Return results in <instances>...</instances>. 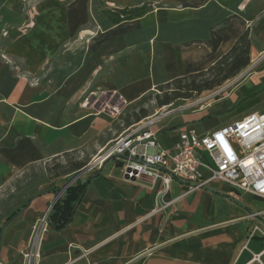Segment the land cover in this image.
<instances>
[{
  "label": "crops",
  "instance_id": "crops-1",
  "mask_svg": "<svg viewBox=\"0 0 264 264\" xmlns=\"http://www.w3.org/2000/svg\"><path fill=\"white\" fill-rule=\"evenodd\" d=\"M33 5L34 11H25L20 0H0V190L16 173L87 147L98 152L110 142L111 121L86 106L89 97L114 93L136 103L157 86L206 70L247 28L250 60L264 54V32L253 31L264 0ZM31 22L26 32L18 31ZM260 105L264 58L226 95L206 104L204 120V114L166 112L151 131L168 151L179 131L204 135L250 114L264 115ZM117 163L110 159L63 176L77 186L98 172L70 224L61 231L46 227L36 264H264V237L253 234L264 231L263 199L220 183L184 194L188 185L179 180L158 199L159 180L126 181ZM48 189L9 222L17 210L0 216L1 264H23L32 228L54 201Z\"/></svg>",
  "mask_w": 264,
  "mask_h": 264
},
{
  "label": "built area",
  "instance_id": "built-area-1",
  "mask_svg": "<svg viewBox=\"0 0 264 264\" xmlns=\"http://www.w3.org/2000/svg\"><path fill=\"white\" fill-rule=\"evenodd\" d=\"M109 95L117 98V104L111 107L112 115H119L120 104H124V101L114 93ZM85 101L87 104V99ZM156 120L157 116L154 115L127 128L111 145L99 150L96 158L84 169L93 170L105 161L114 159L120 163L123 178L127 176V179L124 178L126 181L131 178H147L151 182L159 180L162 189L157 195L158 199L167 192L173 180H179L188 185L184 194L220 183L264 200L263 114H250L204 135H199L195 130H181L178 142L168 151L160 148L151 131ZM202 154L207 155L209 165L202 163ZM59 197L55 195L54 201L33 226L28 245L22 253L23 264L37 263L41 236L48 226L47 217ZM164 206L157 208V211ZM259 215L261 212L249 217ZM254 232L264 237V231L258 228Z\"/></svg>",
  "mask_w": 264,
  "mask_h": 264
},
{
  "label": "rangeland",
  "instance_id": "rangeland-1",
  "mask_svg": "<svg viewBox=\"0 0 264 264\" xmlns=\"http://www.w3.org/2000/svg\"><path fill=\"white\" fill-rule=\"evenodd\" d=\"M22 4H24L25 11H34L35 6L33 5L34 0H20ZM65 1V0H62ZM69 1V0H67ZM31 23L26 25H21L18 29L19 32H26V28L31 26ZM259 32H255L256 35ZM254 35V32L252 33ZM251 36V34H250ZM264 58V54H259L256 58H252L250 60V64L247 68L241 71L236 77L225 82L222 86L215 88L211 91H206L201 93L198 96H195L191 100L186 101H178L172 105L157 107L156 102L154 100V96L161 93L153 90L143 96L146 98V101L143 103V108L147 109L149 116L152 117L154 115H159L166 112H182L184 114H204V107L206 104L215 101L222 96L226 95L232 88H234L239 82H241L256 66L260 63V61ZM9 65L13 66L14 69H17L16 63L8 60ZM36 83V82H35ZM86 101L84 100V103ZM86 104V103H85ZM117 104V98H111L107 93H98L97 95H93V97H89L87 99V105L92 106L95 111H100L101 114L107 116L111 121V131L110 134V142L111 145L113 140L117 137L118 134L122 133L126 129L120 128L121 121L120 118L127 116L130 112H132L129 108L132 104H120L119 115L113 116L111 112V107ZM258 112L264 113V105H260ZM251 113V111H250ZM202 120H204L205 114L202 115ZM201 128L200 124L197 125ZM101 136V135H100ZM104 137L106 134L103 135ZM103 137V138H104ZM99 138V137H96ZM107 144V145H108ZM106 145V146H107ZM93 155V156H92ZM98 155L97 150L94 147H87L85 151L81 154L71 153L66 156L59 158L57 160H49L43 164H39L33 167L28 168L27 170H23L22 172L16 173L12 179L7 183L6 187L0 190V216L3 213H10L11 211H16L24 205L31 197L36 195L43 188H59L60 191L58 195L61 196L64 190L70 186L71 180H67L63 178L62 175H57L59 173L58 170L53 168L55 164L64 165L68 161L74 160H83L86 161L87 164L91 163L93 159ZM202 163L209 165L210 161L206 154H202ZM69 184V185H68ZM58 185V186H56ZM245 202V201H244ZM7 204L5 208H3L4 204ZM247 205H251L250 202H245Z\"/></svg>",
  "mask_w": 264,
  "mask_h": 264
},
{
  "label": "trees",
  "instance_id": "trees-1",
  "mask_svg": "<svg viewBox=\"0 0 264 264\" xmlns=\"http://www.w3.org/2000/svg\"><path fill=\"white\" fill-rule=\"evenodd\" d=\"M255 32H264V15L257 21L253 28ZM250 29L243 31L233 42L228 51L223 54L213 65L206 70L191 74L185 77L176 78L163 85L157 86L155 90L161 93L154 96L157 107L172 105L178 101L191 100L203 92L214 90L222 86L225 82L236 77L241 71L250 64ZM146 98H140L136 103L130 106V112L127 116L120 118V128L127 129L130 126L140 122L149 116L147 109L143 108ZM67 154L62 155V157ZM61 157V158H62ZM54 158L52 160H57ZM110 160V159H109ZM87 165L86 161L74 160L68 161L64 165L55 164L53 168L59 171L57 175H70L72 177L82 171ZM120 167V163H117ZM98 172L93 173L83 184L67 187L63 194L52 205L51 211L47 217V225L53 231H61L70 224L73 214L85 194L87 184L91 179L97 176ZM48 192L57 195L59 188H50ZM38 194L33 197H37ZM26 206L23 205L22 209ZM17 210L10 215L5 223L9 222L17 215Z\"/></svg>",
  "mask_w": 264,
  "mask_h": 264
},
{
  "label": "water",
  "instance_id": "water-1",
  "mask_svg": "<svg viewBox=\"0 0 264 264\" xmlns=\"http://www.w3.org/2000/svg\"><path fill=\"white\" fill-rule=\"evenodd\" d=\"M124 178L127 179V176H125ZM130 181H135V179L134 178H131Z\"/></svg>",
  "mask_w": 264,
  "mask_h": 264
}]
</instances>
